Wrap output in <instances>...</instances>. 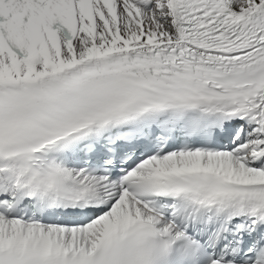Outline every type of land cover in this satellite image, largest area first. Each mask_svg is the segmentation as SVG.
Masks as SVG:
<instances>
[{
  "label": "snow or ice",
  "instance_id": "6c2138e0",
  "mask_svg": "<svg viewBox=\"0 0 264 264\" xmlns=\"http://www.w3.org/2000/svg\"><path fill=\"white\" fill-rule=\"evenodd\" d=\"M0 264H264V0H0Z\"/></svg>",
  "mask_w": 264,
  "mask_h": 264
}]
</instances>
